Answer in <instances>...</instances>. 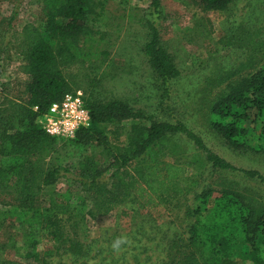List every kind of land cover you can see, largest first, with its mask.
Here are the masks:
<instances>
[{
    "label": "trees",
    "instance_id": "obj_1",
    "mask_svg": "<svg viewBox=\"0 0 264 264\" xmlns=\"http://www.w3.org/2000/svg\"><path fill=\"white\" fill-rule=\"evenodd\" d=\"M104 1L42 0L36 25L25 24L17 31L7 24L9 41L22 56L21 69L26 75L23 98L7 103L18 121L0 130V205L12 214L28 217V227L21 233L24 247L20 251L14 242L15 253L33 260L60 248L81 253L74 236L76 216L96 218L131 197L142 205L155 206L177 196L182 190L183 163L187 162L172 156L180 149L178 138L183 137L204 155L216 174L200 192L192 212L195 220L188 230V243L193 250L178 263L233 264L232 258L240 257L259 264L264 202L246 198L244 190L222 181L217 172L236 167L184 123L155 120V114L134 108L123 98L99 93H89L83 99L90 114L89 126L79 128L59 147L58 137L37 123L40 114L55 115L64 94L75 89L70 69L89 63L81 53L85 36L92 33L87 20ZM233 1L192 0L203 11L226 10ZM159 5L160 0H151V12L159 14ZM145 27L142 52L157 77L168 83L178 77L179 69L162 46L153 18L146 19ZM208 114L210 129L232 149L264 151L261 144H252L248 138L252 125L259 121L264 140V62L227 83L211 102ZM66 149L78 150L77 165L61 160V150ZM98 149L103 156H98ZM240 171L264 181L254 170ZM67 175L87 198L81 196L73 204L70 192L48 190ZM77 203H86L85 215L76 212ZM1 247L5 249V244ZM0 264L17 263L4 259Z\"/></svg>",
    "mask_w": 264,
    "mask_h": 264
},
{
    "label": "rangeland",
    "instance_id": "obj_2",
    "mask_svg": "<svg viewBox=\"0 0 264 264\" xmlns=\"http://www.w3.org/2000/svg\"><path fill=\"white\" fill-rule=\"evenodd\" d=\"M150 1L105 0L96 14L89 15L87 25L92 33L85 36L81 53L90 61L70 69L76 81L73 92L80 91L82 99L89 93L123 98L130 106L155 114V120L184 123L199 133L212 151L236 167L218 171L222 181L244 190L246 198L264 202V181L240 171L254 170L264 179V151L232 149L208 126V108L226 84L264 62V0H234L226 10L208 11L199 9L192 0H160L159 14L151 12ZM41 5L42 0H0V130L16 125L18 118L7 103L23 98L26 80L22 56L9 41L7 24L17 31L25 24L36 25ZM147 18H153L162 46L179 69L178 77L168 83L157 77L142 52ZM44 115L36 117L40 127ZM252 126L248 138L264 147L260 122ZM65 139L58 137L57 146ZM178 142L180 149L172 158L187 163H183L182 190L177 196L155 206L142 205L131 197L96 218L84 214L86 203L74 205L76 212L85 215L83 219L75 217L74 236L81 253L60 248L44 259L19 257L13 244L20 246V251L24 247L21 233L28 227V217L12 214L7 206L0 205V262L179 264L185 260L193 250L188 243V230L195 220L193 209L216 173L192 143L183 137ZM60 156L72 165L80 161L75 149L61 150ZM98 156H103L100 149ZM68 177H59L48 190L70 192L73 204L81 196L87 198L78 183ZM259 255V264H264V244L259 246ZM232 260L233 264H254L240 257Z\"/></svg>",
    "mask_w": 264,
    "mask_h": 264
},
{
    "label": "built area",
    "instance_id": "obj_3",
    "mask_svg": "<svg viewBox=\"0 0 264 264\" xmlns=\"http://www.w3.org/2000/svg\"><path fill=\"white\" fill-rule=\"evenodd\" d=\"M90 124V114L80 91L64 94L55 115L45 114L41 128L51 136L73 138L79 128Z\"/></svg>",
    "mask_w": 264,
    "mask_h": 264
}]
</instances>
